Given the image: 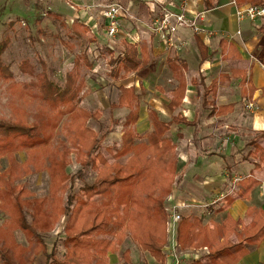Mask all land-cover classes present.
I'll list each match as a JSON object with an SVG mask.
<instances>
[{"label":"trees","instance_id":"obj_1","mask_svg":"<svg viewBox=\"0 0 264 264\" xmlns=\"http://www.w3.org/2000/svg\"><path fill=\"white\" fill-rule=\"evenodd\" d=\"M236 2L238 5L264 7V0ZM204 3L207 9L216 5L215 0H204ZM43 8L41 3L35 5L34 23L43 21ZM74 25L88 32L90 30L79 21H75L72 27ZM73 30L71 35L79 36V32L75 28ZM258 30L260 44H264V22ZM108 46L112 56L111 76L115 79L137 73L147 64L145 51L139 50L135 44L109 42ZM6 48L5 40L0 44V53ZM122 50L123 55L120 53ZM85 60L91 67L92 63ZM27 67L26 61L20 65L24 73ZM30 74L38 77V82L24 83L21 95L25 100L30 97L44 102L48 109L43 111L41 120L36 116V120L30 121L25 117L27 113L14 114V119H0V156L8 155L13 160L7 187L0 189V208L8 214L7 220L0 225V264H33L31 256L34 259L40 253L47 255V263L53 259L54 264H107L108 253L116 252L127 236H131L159 264H166L164 247L168 243V211L165 200L173 192L178 166L177 146L169 134L170 125L173 122L193 125L194 122L180 115L166 122L156 110L150 109L152 130L138 137L134 126L140 119V94L135 85H121L118 101L111 106L129 107L130 111L123 122L120 145L113 153L114 161L110 162L100 152L106 133L101 135L90 126V121L99 119L101 113L78 105L79 94L85 85L83 77L78 79L70 73L67 84L62 86L50 80V75L45 73L40 76L34 72ZM12 76L8 64L0 56V78L19 84L11 79ZM218 83V79L213 80V89L217 88ZM253 89L251 87V91ZM185 90L186 82L180 78L170 102L171 107L181 104ZM232 105L219 106L216 114H225V109ZM51 113L54 115L51 116ZM65 116L66 139H60L55 144L53 139ZM260 139H264V130L252 140L253 150L248 155H257L264 161V147L259 145ZM18 151L25 152L27 156L21 165L25 171L31 166L35 172L48 171V196L37 197L24 185L15 183L19 176H16L14 154ZM72 154L83 168L96 172L95 180L91 184L86 183L77 192L70 189L74 179V175L68 172ZM239 194L245 196L244 193ZM95 196L100 198V203L94 201ZM217 206L210 204L201 214L182 216L177 230L179 249L183 251L207 246L211 250L207 256L209 261L203 262L200 257L184 264H238L244 255L262 243L264 210L255 213L252 222L245 226L230 219L228 226L235 229L238 240L228 244L222 223L214 222V227L205 223L208 215L212 217L221 211ZM64 216L67 217L64 226L67 250L62 258H57L54 252L47 253L44 236L53 231ZM16 230L26 236L27 247L17 243L16 247L8 244V234ZM104 235L114 236L115 240L99 237Z\"/></svg>","mask_w":264,"mask_h":264},{"label":"crops","instance_id":"obj_2","mask_svg":"<svg viewBox=\"0 0 264 264\" xmlns=\"http://www.w3.org/2000/svg\"><path fill=\"white\" fill-rule=\"evenodd\" d=\"M106 1L66 0V4L77 12L71 22L79 21L89 27V31H94L92 26L98 25L94 9L100 8L98 12L102 13L103 21L97 28L103 30ZM116 1L135 18L125 16L124 20L130 22V27L126 31L121 29L119 36L110 41L135 44L139 50L145 51L147 59L144 68L130 76L147 68L148 71L155 61H161L162 72L166 69L170 75L167 79L174 85L170 90L171 98L166 102L171 113L169 121L180 115L194 122L193 125L175 122L170 125L172 134L175 132L173 125L176 130L170 135L177 146L178 181L167 197V211L175 209L182 216L198 215L210 204L218 205L221 211L207 217L205 223L211 227H214V222L222 223L226 243H236L235 229L228 226L230 219L245 226L252 222L255 213L264 210V161L257 155H248L253 150L252 140L264 130V44H260V25H257L264 18L239 20L235 0H215V7L210 9L206 8L204 0L191 1L187 14L193 16L195 12H205V20L201 24L212 31V36L196 34L187 27L180 28L175 46L169 48L148 24L167 8L179 10L182 0ZM53 13L61 14L58 10ZM95 36L100 38L97 34ZM123 52L120 51L122 55ZM180 78L185 80L186 90L181 104L173 108L170 102ZM214 79L219 80L216 89L211 85ZM139 84L132 79L128 86L137 87ZM156 88L162 90L160 85ZM250 103L253 107L249 106ZM230 104L234 106H228L225 114H216L219 106ZM150 109L156 110L160 116L156 108H149L148 115ZM258 142L264 147V139ZM239 192L245 196H240ZM169 202L173 205L170 206ZM201 252L190 248L178 251V256L184 264ZM165 254L166 264H176L178 256L175 257L171 251ZM116 259L117 254L110 252V262L115 264ZM238 264H264V239Z\"/></svg>","mask_w":264,"mask_h":264},{"label":"rangeland","instance_id":"obj_3","mask_svg":"<svg viewBox=\"0 0 264 264\" xmlns=\"http://www.w3.org/2000/svg\"><path fill=\"white\" fill-rule=\"evenodd\" d=\"M113 2L119 1L107 0L104 4L108 5ZM39 3L44 5L42 10L44 19L40 24L34 23L33 19L35 17L33 14L36 12L35 5ZM50 6L52 10H48ZM99 9L95 8L93 13L98 25L103 21L102 13L98 12ZM56 10L61 13L60 15H62L63 19L53 13ZM75 13L77 12L66 4V0H0V44L5 40L7 41V48L2 54L0 53V56L10 68L13 75L11 79L19 82L17 84L11 80L7 81L0 78V119H14V114L25 115L27 113L25 117L30 121H34L36 116H38L39 120L44 116L42 115L43 111L48 109L44 102L31 99L30 97L25 100V97L21 95L23 91L21 86L24 83L30 81L38 82L39 78L32 76L31 72L38 76L43 73L50 75V80L62 86L67 84L68 74L70 73L75 77L77 76L78 79L83 77L85 85L83 91L79 94L80 102L78 101V105L92 112L99 111L101 113L99 119L90 121V126L101 135L106 133L107 136L101 143L100 152L108 161L113 162V153L119 147L124 131L123 122L130 111L129 107L114 108L111 106L112 103L118 101L121 94L120 86H128L132 79L140 83L137 89L140 94L142 114H140V120L134 128L137 136L142 137L152 130V122L148 115L149 108H156L160 112V118L170 122L171 113L166 108V102L171 98L170 90L174 85L172 86L171 81L167 79L170 75L167 74L166 69L162 72L161 61H155L152 68L149 66L150 70L147 71V68L142 73L134 76L119 79L113 78L110 65L112 56L108 46L109 42L112 41H110L111 39L105 32V28L103 30L98 29V25L94 24L92 26L94 31L88 32L80 26L74 25L72 27L71 18L75 16ZM263 22L264 20H259L257 25H261ZM128 27H130V22L122 19L121 29L126 31ZM74 28L79 32V36L71 35ZM95 34L99 35L100 38H96ZM85 59L92 63L91 67ZM24 61L28 64L26 73L20 69V65ZM151 71L156 72L154 74L150 73ZM173 82L175 83V81ZM156 85L162 86V90L156 88ZM200 102L202 101L200 100ZM50 115L53 116L54 114L51 113ZM202 116H206V114ZM66 117H63L62 121H60L58 132L53 139L55 144L60 139H66L64 134ZM172 129L176 132L174 125ZM26 157L23 151H18L14 154L16 176H19L15 183L24 185L37 197L48 196L50 193L48 171L43 169L40 172H35L32 166L28 171H25L21 165L26 160ZM12 165L13 160L10 156H0V189L7 187L9 169ZM68 172L74 175L73 186L70 188L71 192H77L86 183L91 184L96 177L95 171L83 168L76 161L75 154L71 155V164L68 167ZM175 180L173 188L178 181L176 177ZM70 184L69 182L68 185L70 186ZM94 201L97 203L101 202L97 196L94 197ZM165 201L167 202V199ZM168 204L170 206L173 205L171 202ZM208 217L210 218L211 215H208ZM7 218L8 214L6 211L0 208V225ZM66 221L67 217H62L55 225L53 231L44 236L47 244V253L54 252L57 258H62L67 250L64 244L66 238L64 226ZM99 237L115 240L114 236L109 235ZM169 238L170 235L168 233ZM7 242L14 247H16L15 243L23 247H27L29 244L26 236L20 230L9 233ZM168 243L164 247V253L170 252L172 246L169 243L168 248ZM201 248L193 249L203 251L199 253L198 257H201L203 262H207V256L211 250L208 247L209 252L206 253ZM117 249L116 252H112L117 254V262L115 264L160 263L157 259V261L153 260L154 257L133 240L131 236H127L124 242L118 245ZM125 251L127 254L125 253L124 255ZM27 254L25 253V255ZM192 259L194 257L192 258L191 256L190 260ZM52 261L53 259L47 263V255L44 253L34 256V259L33 255L31 256L33 264H54ZM107 264H113L109 260V253Z\"/></svg>","mask_w":264,"mask_h":264},{"label":"built area","instance_id":"obj_4","mask_svg":"<svg viewBox=\"0 0 264 264\" xmlns=\"http://www.w3.org/2000/svg\"><path fill=\"white\" fill-rule=\"evenodd\" d=\"M159 2L160 0H155ZM191 1L196 0H182V6L179 10L165 9L160 17L156 18L153 23L148 24L149 28L152 29L154 33L159 35L167 44L169 48L174 47L176 42L175 38L179 32L180 28L187 27L191 29L196 34H204L207 37L212 36V31L206 29L201 23L205 20V12H195L193 16L187 14L186 9ZM236 5V13L239 20L248 19L251 21H256L258 19L264 18V7H259L252 4L247 5H238L236 0L233 1ZM104 23H105V32L108 37L114 41L119 34L121 33V21L125 16L130 19L135 17L130 15L126 7L120 2L109 3L104 9ZM241 32L238 31V34ZM250 107H253V104L250 103ZM182 215L178 213L175 209L168 211L167 218V231L170 235L169 243H171V253L174 256H178L179 244L177 240V230L180 223ZM169 248V246H168ZM205 250L206 253L209 252L207 246L201 248ZM179 257V256H178ZM176 260V264H181L180 257ZM200 257H194L197 259Z\"/></svg>","mask_w":264,"mask_h":264}]
</instances>
